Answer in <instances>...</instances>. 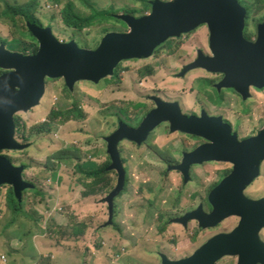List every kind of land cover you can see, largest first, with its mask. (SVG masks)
Wrapping results in <instances>:
<instances>
[{
	"label": "rangeland",
	"instance_id": "374dc122",
	"mask_svg": "<svg viewBox=\"0 0 264 264\" xmlns=\"http://www.w3.org/2000/svg\"><path fill=\"white\" fill-rule=\"evenodd\" d=\"M32 1L0 0V15L8 2L24 5ZM39 1L37 15L45 26L54 28L61 41H76L81 48L92 50L101 46L111 29L131 32L129 27L123 28L115 21H104L102 16L123 14V10H137L136 17L151 13L144 0H70L80 15L95 20L92 27L76 30L67 26L64 20L63 11L69 0ZM239 2L248 9L244 37L254 42L258 25L264 22V0ZM18 24L19 28H11L0 19V45H6L14 52L36 54L40 47L38 39L34 41V35L27 31L24 19L19 18ZM20 30L28 37L24 39V44L29 46L25 48L27 52L14 41L21 35ZM200 51L210 56L213 54L208 25L170 38L150 59L123 62L116 78L108 77L98 83L79 80L73 90H70L64 78L48 80L42 103L29 112L18 114L22 126L17 138L29 147L4 150L12 162L25 166V177L35 186L25 193L28 213H14L16 207L10 210L8 203L11 197H7V191L11 185H4L0 189V192L3 191L0 194V256L8 257L7 262L0 258V264H32V261L53 264L50 235L53 244L62 246L54 252L58 256V264H107L100 262L106 258L115 262L126 259L129 264H162L163 252L173 259L190 256L215 235L233 229L239 221L236 216L228 217L211 228H202L195 220L188 226L171 221L173 217L183 215L201 204L210 210V192L233 170V164L229 161L196 163L192 166L190 181L182 172L170 170L171 165L182 161L185 152L207 143L202 137L173 132L170 124L165 123L157 127L142 144L122 141L119 149L126 174L128 171L129 183L128 189L115 199L116 213L112 221L105 197L118 185L119 171L110 170L109 174L103 175L91 173L90 176L94 178H89L81 170L78 173L79 159L68 158L76 151L83 161L93 162L85 170L94 172L101 167H110L113 158L106 137L119 129L121 120L138 127L157 108L153 96L166 102L180 103L187 114L200 115L205 109L212 114L234 118L235 131L240 136L242 132L243 138L256 136L264 129V90L251 88V97L243 100L235 90L224 89V102L221 97L215 98L216 84L224 80L225 74L211 73L202 68L190 70L181 77L186 66L199 57ZM149 69L154 73L146 74ZM5 72L0 68V76ZM141 103L143 106H139ZM76 104H80L83 118L73 114L69 120L65 115L52 120L54 110H69ZM49 115L50 125L45 127L52 132L40 134V124L47 121ZM63 149H71L72 152L61 155ZM64 185L71 192L79 189L82 195L83 192L92 194L79 196L80 203L75 200L77 206L74 207H104L105 214L100 209L92 210L85 216L73 213L77 228L67 227V224L50 226L56 219L50 218L49 207H44L49 202L47 194L50 196V207H63L62 212L67 211L65 207H73L68 202H54L61 193L57 190L63 189ZM94 186L100 191L92 190ZM245 193L255 199L264 196V162ZM38 207H44L46 213L37 211ZM163 227L167 229L163 230ZM78 230L84 232L82 237L72 235ZM261 237L264 239V229ZM66 248L76 253L77 262L72 258L73 253L68 254ZM37 258L41 259L40 263ZM219 264H237V256H227Z\"/></svg>",
	"mask_w": 264,
	"mask_h": 264
},
{
	"label": "water",
	"instance_id": "95a60500",
	"mask_svg": "<svg viewBox=\"0 0 264 264\" xmlns=\"http://www.w3.org/2000/svg\"><path fill=\"white\" fill-rule=\"evenodd\" d=\"M245 16L246 9L238 0H155L150 15L141 18L122 15L131 32L107 34L96 51L81 48L76 41L63 43L53 28L38 26H31L34 37L40 42L37 55L12 52L1 46L0 68L8 72L0 77V189L4 184H11L17 194L23 196V191L33 186L23 177L25 166L14 165L2 150L25 148L15 139V114L40 104L49 79L64 78L71 88L79 80L98 83L113 76L124 59H148L170 38L208 25L214 55L217 56L221 48V56L213 64L212 59L205 65L201 59L206 55L201 51L199 59L187 66L182 75L196 68L223 73L226 77L218 88H235L244 98L250 96L251 88H264V35L259 27L256 46L244 41ZM242 54L247 58L240 57ZM221 62L226 63L224 68L220 67ZM155 100L157 108L140 127L121 122L120 129L107 138L113 158L110 168L120 173L118 185L106 197L111 208L110 221L114 216L115 197L126 182L119 144L124 140L142 144L161 123L170 122L173 131L209 141L185 153L182 162L174 166L182 170L187 179L195 163L228 160L233 164L231 173L209 194L214 210L207 213L201 205L177 220L188 225L190 220L196 219L202 228H207L230 216L241 218L231 232L216 235L189 257L172 262L164 254V264H217L227 254H239L238 264H264V241L259 235L264 226V197L251 200L245 194V189L259 174L264 159V132L239 141L222 117H210L206 113L200 117L188 116L178 102H166L160 97Z\"/></svg>",
	"mask_w": 264,
	"mask_h": 264
},
{
	"label": "trees",
	"instance_id": "16d2710c",
	"mask_svg": "<svg viewBox=\"0 0 264 264\" xmlns=\"http://www.w3.org/2000/svg\"><path fill=\"white\" fill-rule=\"evenodd\" d=\"M154 1L155 0H153V1H151V0H144V2H145V4L148 6V10L149 11H151V13H152V10H153V5H154ZM163 1H165V0H163ZM69 4L65 7V9H64V20H65V23H66V25L67 26H69V27H71V28H74V29H76V30H84V29H86V28H89V27H92L94 24H95V20H94V18H87V17H84V16H82V15H80L79 13H78V11L76 10V8L73 6V3L69 0V2H68ZM8 5H7V7L3 10V12L1 13V15H0V19L4 22V24L6 25V26H8V27H13V26H16L17 28H19V24H18V19L19 18H22V19H24L25 21H26V24L28 23V22H31V23H33V24H35V25H37V26H45L44 24H43V21L39 18V16L37 15V10H38V7H39V5H40V1L39 0H33L32 2H30V3H27V4H24V5H13V4H11L10 2H8L7 3ZM114 10V9H113ZM123 12H125V13H123V14H113V13H109V14H107V15H105V16H102V19L104 20V21H108V22H111V21H115L118 25H121L123 28H127V27H129L130 29H131V27L128 25V23L127 22H125L123 19H122V15H130V16H134V17H136L137 16V10H123ZM246 12H247V15H248V9L246 8ZM150 14V13H149ZM143 17V16H142ZM9 18H10V20H11V22L9 21ZM138 18H141V17H138ZM116 24V25H117ZM262 24V23H261ZM261 24H259L258 25V27H257V36H258V29H259V27H260V25ZM116 27H118V26H116ZM199 29V28H198ZM197 29V30H198ZM30 31L31 33H32V30H31V28H30V26H28V24H27V31ZM20 36H17L15 39H14V41L15 42H18L20 45H21V47L25 50V48H27V47H29L26 43L24 44V39H28V37L27 36H25L24 35V32L23 31H21L20 30ZM111 32H120V31H118V30H116V29H111L107 34H109V33H111ZM120 33H123V32H120ZM125 33H129V32H125ZM33 34V33H32ZM106 34V35H107ZM105 35V36H106ZM172 38H174V37H172ZM34 39V41L36 42L37 40V38L35 39V37L33 38ZM247 39V38H246ZM248 40H249V38H248ZM38 42V41H37ZM167 42V41H166ZM165 42V43H166ZM39 43V42H38ZM164 43V44H165ZM163 46V44L162 45H160L156 50H155V52H154V55H155V53L161 48ZM39 50H40V47H39ZM39 50H38V52H39ZM25 52H27L26 50H25ZM37 52V53H38ZM23 54V53H22ZM25 54V53H24ZM25 55H27V54H25ZM153 55V56H154ZM133 59H137V58H133ZM148 59H150V58H148ZM127 60H132V59H124L123 61H122V63L123 62H126ZM140 60V59H139ZM121 63V64H122ZM121 64H120V66H121ZM119 68L120 67H118L117 69H116V71H115V74L113 75V76H110V77H113V78H116L118 75H119ZM4 70V69H3ZM192 70H195V69H192ZM6 72H8L7 70H5ZM185 72V69H184V71H183V73ZM189 72V71H188ZM154 73V70H152V69H149V72L148 73H146V74H149V75H151V74H153ZM187 73V72H186ZM226 77V76H225ZM108 78V77H107ZM54 79H56V78H54ZM57 79H63V78H57ZM104 79H106V78H104ZM104 79H102V80H104ZM101 80V81H102ZM91 82H93V81H91ZM96 83V82H95ZM221 83V82H220ZM218 85L219 84H216V87H215V90H216V94H217V96L215 97V98H218V97H221V99H223V102H224V92H222L224 89H228V90H230V89H232V90H235L236 91V93H237V95H239L240 97H242V99L243 100H245L246 98H244L243 96H242V94L241 93H239L235 88H222V89H219L218 88ZM68 87L70 88V90H73L69 85H68ZM255 90H264V88H262V89H257V88H255ZM250 93H251V89H250ZM249 97H251V95L249 96ZM249 97H247V98H249ZM139 106H143V103H141V104H139ZM73 107V106H72ZM18 114L20 113V111H18L17 112ZM79 115L81 118H83V115H82V110L80 109V104H76L73 108H71V109H69V110H65V111H59V112H57L56 110L53 112V114H52V120L53 121H56L57 119H58V117L59 116H61V115H65V116H68V120L70 119V117H71V115ZM186 115H188V116H200V115H195V114H187L186 113ZM228 120L230 119V121L232 122V124H233V122H236L235 121V119L234 118H227ZM144 121V120H143ZM20 122L21 121H19V124H20ZM121 122H125L126 124H128V125H131L129 122L127 123V120H121L120 122H119V126L121 125ZM234 125V124H233ZM131 127H132V125H131ZM134 128H137V127H134ZM119 129H120V127H119ZM119 129H116L110 136H112L113 134H115ZM48 132H52V130L50 129V128H46L45 126L43 127V128H41L40 129V134H44V133H48ZM153 134V133H152ZM238 135V139H239V141H242V140H244V139H246V138H243L242 136H240L239 134H237ZM109 136V137H110ZM108 137H106V139H107ZM125 141V140H124ZM123 141V142H124ZM135 144H139V143H137V142H135V141H133ZM71 149H65V151H61V155H70L71 154ZM120 154H121V158H122V160H123V156H122V152H121V148H120ZM68 158H70V159H75V160H77V159H79L80 161L77 163V168H79L78 169V173H80V171L79 170H81L82 172H84V174L87 176V177H89V178H94V176H90V174L92 173V174H99V175H103V174H109V171L110 170H117L116 168H110V167H107V168H105V167H101V168H98L97 170H95L94 172H93V170H85L86 168H88L93 162L92 161H83V159H82V156L81 155H79V153L78 152H76V151H74V154H72L71 156H69ZM111 161H112V158H111ZM124 161V160H123ZM112 163H113V161H112ZM112 163H111V165H112ZM203 163H205V162H201L200 164H203ZM175 165H177V164H174V165H171V167H170V170L171 171H179V173H181L182 172V170H180V169H177V168H174V166ZM17 166H22V165H17ZM25 173H26V169L23 171V177H24V179L26 180V181H28L27 179H26V177H25ZM192 168H191V170H190V178L189 179H187L186 178V175L182 172V174L185 176V178H186V180L187 181H190L191 180V178H192ZM228 175V174H227ZM226 175V176H227ZM30 182V181H29ZM128 183H129V177H128V171H127V174H126V183H125V186H124V188L122 189V193H124V191H126L127 189H128ZM220 183V182H219ZM4 185H11V184H4ZM3 185V186H4ZM116 188V186H114V188L112 189V190H114ZM30 189V187L29 188H26L25 189V192H27L28 190ZM92 190H94V191H100V189L99 188H97V187H92ZM111 190V191H112ZM3 192V191H2ZM2 192H0V194L2 195ZM24 192V193H25ZM102 192H105L104 190H102ZM120 192V193H121ZM119 193V194H120ZM23 194V193H22ZM118 194V195H119ZM90 195H92L90 192H83V196H90ZM118 195L115 197V199L118 197ZM121 195V194H120ZM180 195V194H179ZM11 197L10 199H9V203H8V206H9V208H10V210L12 211V210H14V208L16 207L17 209L15 210V212L14 213H18V212H23V211H25V205H24V203H23V201H22V196L19 194H17V192H16V189H15V187L13 186V185H11V188L9 189V191H7V197ZM46 198H47V196H46ZM209 202H210V200H209ZM115 204H117L116 202H115V200H114V215H115V213H116V207H115ZM210 204V207H213V204L210 202L209 203ZM10 206H12V207H10ZM20 206V207H19ZM21 207H23V208H21ZM44 207H46V209H47V207H49V209H50V204L49 203H47V205L46 206H44ZM44 207H38L37 208V211H39V212H43V213H46V209L44 208ZM198 207V206H197ZM67 210H70L71 208L70 207H65ZM109 213L111 214V208H110V206H109ZM186 213V212H185ZM34 214V213H33ZM73 216H75V215H73ZM53 223V222H52ZM52 223H50L51 225H52ZM55 223V222H54ZM53 223V224H54ZM77 222L74 220V221H72L71 223H68L67 224V227H70V226H74L75 228H77V225H75ZM56 224H59V223H56ZM38 225H39V223H38ZM50 225V226H51ZM28 226V225H27ZM64 226V225H63ZM39 227H40V225H39ZM28 228L29 229H33L32 227H29L28 226ZM166 229H167V227H165ZM164 227H163V230L165 229ZM83 231L82 230H78V231H74V233L72 234V235H76V236H79V237H82V235H83ZM50 238H51V235H50ZM52 256V255H51ZM227 256H236V255H234V254H228V255H225V256H223L220 260H219V262L223 259V258H225V257H227ZM4 257V255L3 256H0V258H3ZM168 258H169V260H171V261H175L176 259H173V258H171L169 255H168ZM37 260H39V263H40V258H37ZM219 262H218V264H219Z\"/></svg>",
	"mask_w": 264,
	"mask_h": 264
},
{
	"label": "crops",
	"instance_id": "0c3cea01",
	"mask_svg": "<svg viewBox=\"0 0 264 264\" xmlns=\"http://www.w3.org/2000/svg\"><path fill=\"white\" fill-rule=\"evenodd\" d=\"M57 191H58V193H60V192L61 193L55 197L54 202H68V204H72L73 207H70L71 209L67 210L66 212L60 211V210H62L60 207H50V218L56 219L55 223L53 222L54 224L59 223V225H64V224L71 223L73 221V213L76 216L77 215L78 216L79 215L85 216L86 214H88V212H91L92 210H99L100 209L101 213L105 214L103 211L104 207H80L81 205L78 207H74V206H77L75 200H78V201L80 200V199H78L79 196H81L79 190L72 193L68 189V187L66 185H64L63 189H58ZM47 197H48L47 199L49 200L48 203L50 204V196L48 194H47ZM79 203H80V201H79ZM87 208H88V210H86ZM47 214H49V213H47ZM60 247H62V246L58 247V245L53 244L52 238H50V252H52L51 255L54 258V263H57V264H58V256L54 252ZM66 251L68 254L73 253V257H72L73 260L75 262L78 261L77 255L74 251L68 250L67 248H66ZM100 262L112 264L110 261V258H106L104 261L101 260ZM120 263L121 264H128L124 261H121Z\"/></svg>",
	"mask_w": 264,
	"mask_h": 264
},
{
	"label": "clouds",
	"instance_id": "9594fccd",
	"mask_svg": "<svg viewBox=\"0 0 264 264\" xmlns=\"http://www.w3.org/2000/svg\"><path fill=\"white\" fill-rule=\"evenodd\" d=\"M238 1H239V0H238ZM167 2H168V1H167ZM239 3H240V2H239ZM240 4H241V3H240ZM27 24H28V26H30V28H31V26H37V25H35V24L31 23V22H28ZM203 26H204V25H203ZM38 27H42V26H38ZM47 27H49V26H43L42 28H47ZM51 28H53V27H51ZM244 29H245V27H244ZM53 30H54V28H53ZM192 32H193V31H192ZM54 33H55V31H54ZM190 33H191V32H190ZM55 35H56V34H55ZM243 36H244V31H243ZM57 38H58V37H57ZM58 39H59V38H58ZM245 39H246V38H245ZM59 40H60V39H59ZM60 41H61V40H60ZM38 42H39V41H38ZM61 42H63V41H61ZM39 43H40V42H39ZM63 43H65V42H63ZM1 46H3V45H0V47H1ZM4 46H6V45H4ZM6 48H7V46H6ZM7 49H8V48H7ZM8 50H9V49H8ZM9 51H11V50H9ZM39 51H40V50H39ZM12 52H14V51H12ZM200 52H201V51H200ZM202 52H203V51H202ZM19 53H20V52H19ZM38 53H39V52H38ZM38 53H36V54H34V55H37ZM203 53H204V52H203ZM204 54L206 55V53H204ZM208 56H210V55H208ZM199 57H200V54H199ZM199 57H198L196 60H198ZM196 60H194V61H196ZM194 61H193V62H194ZM191 63H192V62H191ZM189 65H191V64H189ZM187 66H188V65H187ZM187 66H186V67H187ZM1 69H2V68H1ZM196 69H202V68H196ZM4 70H5V69H4ZM204 70H205V69H204ZM206 71H207V70H206ZM209 72H211V73H219V72H212V71H209ZM6 73H7V72H5L4 74H6ZM4 74H2V75H4ZM182 74H183V73H182ZM182 74H181V77L184 76V75H182ZM2 75H1V76H2ZM1 76H0V77H1ZM53 79H54V78H53ZM47 87H48V82H47V85H46V91H47ZM46 91H45V93H44L43 98H42L41 101H40V104L42 103V101H43V99H44V97H45ZM250 95H251V93H250ZM156 97H158V96H153V97H152V99H153L155 102H156V100H155ZM40 104H39V105H40ZM39 105H36V106L32 107V108L29 109V110H21L20 112H29V111H31L32 109L38 107ZM182 110H183V109H182ZM54 111H55V110H54ZM54 111H53V112H54ZM185 114H186V113H185ZM199 117H200V116H199ZM19 121H20V120H19V118H18V113H16V114H15V124H16V135H15V139H16L20 144L24 145L25 148H28V147H29L28 144H25V143L20 142V141L18 140V138H17V137H18V132L21 130V126H22V125H21V122H20V124H19ZM165 123H169V124H170V127L172 128V124H171L170 122H164V123H161L159 126H161V125H163V124H165ZM47 125H50V115H49V118H48L47 121H45V122H43L42 124H40V127L43 128L44 126H47ZM159 126H158V127H159ZM263 130H264V129H263ZM172 131H173V130H172ZM154 132H155V130H154L152 133H154ZM173 132H174V131H173ZM178 132H179V131H178ZM181 132H182V131H181ZM152 133H151V134H152ZM184 133H185V132H184ZM186 134H187V133H186ZM189 135H190V134H189ZM194 136H195V135H194ZM253 137H256V136H253ZM250 138H252V137H250ZM248 139H249V138H248ZM244 140H246V139H244ZM129 141H130V140H129ZM242 141H243V140H242ZM207 143H208V142H207ZM201 146H202V145H201ZM25 148H9V149H5V150H22V149L24 150ZM196 149H197V148H196ZM194 150H195V149H194ZM194 150H193V151H194ZM61 151H65V149H63V150H61ZM188 152H192V151H188ZM2 154H4V150H2ZM4 155H5V154H4ZM5 156H6V155H5ZM7 157H8V156H7ZM182 160H183V159H182ZM215 161H216V160H215ZM181 162H182V161H181ZM181 162H180V163H181ZM204 162H205V161H204ZM180 163H179V164H180ZM13 164L16 165L14 162H13ZM195 164H196V163H195ZM199 164H200V163H199ZM261 164H262V163H261ZM177 165H178V164H177ZM31 183H32V182H31ZM32 184H33V183H32ZM249 185H250V184H249ZM249 185H248V186H249ZM34 186H35V185L33 184V186L30 187V188H33ZM246 189H247V188H246ZM246 189H245V190H246ZM77 190H79V189H77ZM77 190H74L73 192H75V191H77ZM79 191H80L81 196H83V195H82V191H81V190H79ZM24 192H25V190L23 191V196H22L21 199H22L24 205H26L25 202H24V199H25V193H26V192H25V193H24ZM73 192H72V193H73ZM109 194H110V193H109ZM245 194H246V193H245ZM246 195H247V194H246ZM106 197H107V196H106ZM106 197H105V200L107 201ZM262 197H263V196H262ZM256 199H257V198H256ZM107 202H108V201H107ZM108 204H109V202H108ZM201 205H203V204H201ZM201 205H199L198 207H195L194 209H192V210H190V211H193V210L198 209ZM109 206H110V205H109ZM60 208L62 209L63 207H60ZM213 208H214V207H213ZM204 209H205V208H204ZM190 211H188V212H190ZM205 211L207 212L206 209H205ZM25 212L28 213V211L26 210V207H25ZM188 212H186V213H188ZM186 213H184L183 215L177 216V217H173V218L171 219V221H172V222H175V223L182 224V225H184V226H188L189 223L192 222V221H194V220L197 221V222L200 224L199 220H196V219H192V220H190L189 223H188V225H185L183 222H179V221L177 220V219H180L182 216H184ZM77 216H78V215H77ZM230 217H231V216H230ZM236 217H238V216H236ZM226 219H227V218H226ZM226 219H225V220H226ZM225 220H224V221H225ZM224 221H223V222H224ZM221 223H222V222H221ZM221 223H219V224H221ZM219 224H218V225H219ZM218 225H215V226H218ZM215 226H211V227H215ZM211 227H207V228H211ZM235 227H236V226H234L233 229H234ZM233 229H231L230 231H227L226 233L231 232ZM221 233H224V232H221ZM219 234H220V233H219ZM217 235H218V234H217ZM215 236H216V235H215ZM215 236H214V237H215ZM214 237H213V238H214ZM96 240H97V237H96ZM202 247H203V246H202ZM202 247H201V248H202ZM36 248H37V247H34V249H36ZM201 248H199V249H201ZM199 249H198V250H199ZM198 250H197V251H198ZM197 251H195V252H197ZM195 252H194V253H195ZM194 253H193V254H194ZM164 254L168 256V254H167V253H164V252L161 254L162 264H164V258H163V255H164ZM193 254H192V255H193ZM142 255H143V254H142ZM227 255H228V254H227ZM234 255L237 256V264H238V262H239V254H234ZM190 256H191V255H190ZM186 257H189V256H186ZM186 257H183V258H186ZM183 258H180V259H183ZM180 259H176V260H180ZM2 260H3V262H7V261H8V257L4 255V257L2 258ZM110 261H111L112 264H121V263H120L121 261H120V262H115V261H113L112 259H110ZM123 261L126 262V263H128L126 259L123 260ZM170 261H171V260H170ZM172 262H175V261H172ZM218 262H219V261H218ZM218 262H217V264H218ZM32 264H38V263H35V262L32 261ZM128 264H129V263H128Z\"/></svg>",
	"mask_w": 264,
	"mask_h": 264
},
{
	"label": "flooded vegetation",
	"instance_id": "af4514ba",
	"mask_svg": "<svg viewBox=\"0 0 264 264\" xmlns=\"http://www.w3.org/2000/svg\"><path fill=\"white\" fill-rule=\"evenodd\" d=\"M244 7V6H243ZM245 8V7H244ZM246 9V8H245ZM246 16H247V12H246ZM264 23V22H263ZM262 23V24H263ZM245 25H246V22H245ZM261 26V25H260ZM245 30V29H244ZM259 33H260V30L258 29V36H257V38H256V40L254 41V42H257V40H258V38H259ZM245 38V37H244ZM249 41V40H248ZM249 42H253V41H249ZM211 49H212V46H211ZM194 63V62H193ZM190 64H192V63H190ZM183 112H184V110H183ZM185 113V112H184ZM207 114L208 116H210V117H222L223 118V121H224V123L225 124H228L230 127H231V129H232V132L233 133H236V134H239V132L238 131H235V126L232 124V122L230 121V120H228L227 119V117L225 116V115H222V114H212V113H210V112H208L207 110H202V112H201V114H200V116H202L203 114ZM195 115H198V114H195ZM142 124V123H141ZM140 124V125H141ZM140 125L138 126V127H140ZM137 127V128H138ZM240 129V128H239ZM237 130V129H236ZM176 132H178V131H176ZM242 132V131H241ZM261 132V130L257 133V135H259V133ZM243 133L244 132H242V136H244L243 135ZM240 135V134H239ZM256 135V136H257ZM251 136H249V137H246V139H248V138H250ZM252 137H253V135H252ZM206 140V139H205ZM207 142H209L208 140H206ZM185 153H187V152H185ZM185 155V154H184ZM264 162V159L262 160V162L261 163H263ZM260 173H261V169H260ZM248 196V195H247ZM251 200H254L255 198H251L250 196H248ZM264 197V196H263ZM259 198H262V197H259ZM259 198H257V199H259ZM204 205V204H203ZM204 208L207 210V207H205V205H204ZM209 208V207H208ZM214 210V208L213 207H211L210 208V210H207V213H211L212 211ZM239 218V220H240V218L241 217H238ZM237 225H239V221H238V223L235 225V226H237ZM264 229V227H262L261 229H260V231H259V235H260V239L262 240V241H264V239L261 237V232H262V230Z\"/></svg>",
	"mask_w": 264,
	"mask_h": 264
},
{
	"label": "bare ground",
	"instance_id": "6f19581e",
	"mask_svg": "<svg viewBox=\"0 0 264 264\" xmlns=\"http://www.w3.org/2000/svg\"><path fill=\"white\" fill-rule=\"evenodd\" d=\"M150 14H152V13H150ZM150 14H148V15H150ZM260 30H261V33H262V35H264V23L263 24H261V26H260ZM211 34H212V32H211ZM244 41H247V43H249V44H252V45H254V46H256V44L258 43V40H259V38H258V40H257V42H249L248 40H246L244 37L242 38ZM211 46H212V41H211ZM240 46V45H239ZM88 50H92V49H88ZM96 50H98V48L96 49ZM96 50H94V51H96ZM222 49L220 48L219 50H218V54H217V56H215L214 55V50H213V48H212V55L211 56H208V55H206V57H204V58H202L201 60H202V62L205 64V65H208V64H210V61H212V59H213V61H212V64L216 61V59L217 58H219L220 56H221V54H222ZM240 57H242V58H247L246 57V54H242V55H240ZM197 61V60H196ZM195 61V62H196ZM194 62V63H195ZM193 64V63H192ZM191 64V65H192ZM212 64L210 65L211 67H212ZM225 64L226 63H224V62H221V64H220V67L221 68H224L225 67ZM190 66V65H189ZM217 118H219V117H217ZM175 122H177L178 123V121L177 120H174ZM174 132H176V131H174ZM262 133L264 132V130H262L261 131ZM258 136V135H257ZM228 161V160H227Z\"/></svg>",
	"mask_w": 264,
	"mask_h": 264
}]
</instances>
